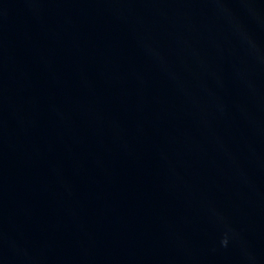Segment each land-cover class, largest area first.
Instances as JSON below:
<instances>
[{"label": "water", "instance_id": "95a60500", "mask_svg": "<svg viewBox=\"0 0 264 264\" xmlns=\"http://www.w3.org/2000/svg\"><path fill=\"white\" fill-rule=\"evenodd\" d=\"M0 264H264V0H0Z\"/></svg>", "mask_w": 264, "mask_h": 264}]
</instances>
